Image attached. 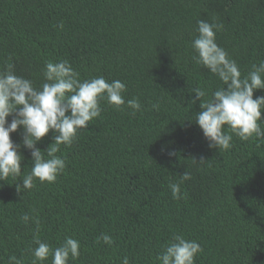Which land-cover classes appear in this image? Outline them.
I'll return each mask as SVG.
<instances>
[{
	"label": "trees",
	"instance_id": "1",
	"mask_svg": "<svg viewBox=\"0 0 264 264\" xmlns=\"http://www.w3.org/2000/svg\"><path fill=\"white\" fill-rule=\"evenodd\" d=\"M199 20L223 24L216 42L242 75L264 61V0H0V71L11 63L39 89L46 62L67 60L82 80L122 81L125 101L142 106L132 115L101 101V116L60 146L66 168L55 183L18 194L14 181L0 182V264L13 255L31 264L36 239L58 247L68 236L81 244L69 264H160L175 234L200 243L196 264H264V140L233 134L222 151L196 124L191 90L224 86L193 60ZM10 135L30 172L23 129ZM54 135L36 146L46 151ZM186 171L185 198L174 199L169 184ZM24 213L39 217V231ZM102 233L113 245L97 241Z\"/></svg>",
	"mask_w": 264,
	"mask_h": 264
},
{
	"label": "clouds",
	"instance_id": "2",
	"mask_svg": "<svg viewBox=\"0 0 264 264\" xmlns=\"http://www.w3.org/2000/svg\"><path fill=\"white\" fill-rule=\"evenodd\" d=\"M198 35L191 47L197 65L208 69L224 85L208 93L201 87L192 89L196 100L200 101V111L195 114V122L209 142L210 148L228 151L232 147L233 134L240 140H264V96L253 98L256 90L264 89V61L253 64L247 74L242 75L237 62L230 58L224 48L216 42V33L223 30V24L197 21ZM61 31L63 23L57 26ZM14 65L6 64L0 71V182L14 181L18 194L35 187V181L53 184L66 168L61 145L71 147L79 138L81 129L101 116V101L123 111L132 109V115L142 110L137 98L125 101L126 85L120 80L108 82L103 76L82 80L69 61H48L45 64V82L38 89L31 80L18 76ZM207 97V98H206ZM157 108L158 105H153ZM13 116L9 123L8 118ZM191 119V118H190ZM23 129L22 144L31 150L32 167L28 173L22 172L20 145L15 144L12 133ZM53 132L54 143L46 151L36 145ZM231 133V134H230ZM44 153H47L45 158ZM173 155V153H169ZM192 177L187 171L180 175V181L170 183L174 199H184L181 184ZM18 181H22V186ZM31 213L35 209H30ZM20 219L25 225L34 223L37 231L41 227L38 216L24 213ZM105 245L114 243L112 236L102 233L97 237ZM37 245L31 248V264H44L51 257V264H69L80 255L81 244L78 239L66 237L58 247L36 239ZM203 252L200 243L189 240L182 234H175L156 256L160 264H196L197 256ZM9 264H24L23 257L9 256ZM121 264H130L125 256Z\"/></svg>",
	"mask_w": 264,
	"mask_h": 264
}]
</instances>
